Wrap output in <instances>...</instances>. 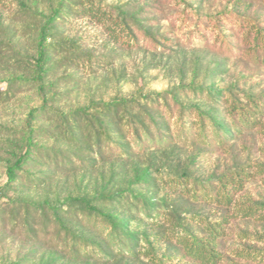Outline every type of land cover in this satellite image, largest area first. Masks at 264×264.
Returning <instances> with one entry per match:
<instances>
[{
    "label": "rangeland",
    "instance_id": "obj_1",
    "mask_svg": "<svg viewBox=\"0 0 264 264\" xmlns=\"http://www.w3.org/2000/svg\"><path fill=\"white\" fill-rule=\"evenodd\" d=\"M89 1L0 0V264H198L171 232L200 235L194 215L216 221L249 205L258 212L231 220L218 264H264V118L237 134L228 107L264 101V51L251 48L264 0H94L131 45L83 11ZM229 12L248 26L211 19ZM196 107L226 140L197 137ZM235 170L249 180L228 208L170 187Z\"/></svg>",
    "mask_w": 264,
    "mask_h": 264
},
{
    "label": "trees",
    "instance_id": "obj_2",
    "mask_svg": "<svg viewBox=\"0 0 264 264\" xmlns=\"http://www.w3.org/2000/svg\"><path fill=\"white\" fill-rule=\"evenodd\" d=\"M93 1L94 0L89 1L87 5L83 7V11L85 13H88L91 17L95 18L96 21L103 23L107 32L111 36H113L115 40H122L128 45H131V36L133 37V34L129 31L126 25L120 22L118 19H113L112 14L107 13L106 10L102 9L101 5H96V3H94ZM58 11L59 8L56 9V14H53L50 17L51 22H53L57 17ZM229 16H235L233 23L236 21L238 25L242 27L248 26V19H246V17H243L244 15L240 16L232 12H229L228 15L218 14L215 17H211V19L214 18L216 21H223V19L225 18L224 21L226 23V21L229 19ZM45 39V29H42L37 48V57L35 60V78L37 79L43 78V74L45 72V64L48 60L46 52L47 48L44 43ZM253 40V45L251 47L252 51L254 53L264 51V31L261 28L257 29ZM106 106L110 107L111 109L114 108L112 106V103H108L106 104ZM228 107L230 114L234 118L233 126L237 134H243L246 129L261 126L263 124L264 101H256L255 99H249L246 103L234 101L233 103L229 104ZM196 109V112L201 116V131L197 132V134H200L197 135V137H205L209 145L212 144L211 138H216L217 140L220 139L222 141L226 140L228 135L226 132L221 130L218 122L214 121L212 117L198 109V107H196ZM212 129H215L216 133H212V135H210ZM97 134L94 133L96 138L98 137ZM148 134L149 133H146V135ZM140 137H138L136 141H141L139 140L141 139ZM149 140L162 142L163 140H165V135L158 139L156 137H149ZM195 140L198 139L185 136L182 145L186 146L189 144L188 146H191L196 142ZM172 142H174L173 138L171 139V142H168L167 144H171ZM114 154L118 153L111 152L110 157L116 156ZM127 154L128 153L124 152V155ZM24 158L26 157L19 158L12 166L8 167V181L12 182L16 180V169H18L23 160H25ZM247 175L249 174L242 170L229 171L228 173L220 176L215 185L201 183L196 187L193 185L189 186V181H181L176 177H172L169 182L172 189L178 191L182 195L190 196L195 201H205L210 204L220 205L228 208L233 203L232 199L234 198L235 194L244 189L246 183L249 180ZM257 208L259 209V207L253 205L238 206L234 212L223 215L216 221H209L205 219L203 220L200 218V216L194 215V219L201 220L200 222L203 226L204 233L197 235L189 231H182L183 233H176L173 235V233L175 232L172 231L171 235L173 237V240L180 245L183 253L190 257L192 260L196 261L198 264H218L222 259V255L216 251L217 242L226 235V228L231 220L239 217H251L258 212ZM92 215L96 216L95 214ZM108 218L111 220L110 222L114 226H117L119 224L118 222H116L115 217L109 216ZM75 241L78 242L76 239ZM156 264H162L161 260L157 261Z\"/></svg>",
    "mask_w": 264,
    "mask_h": 264
}]
</instances>
